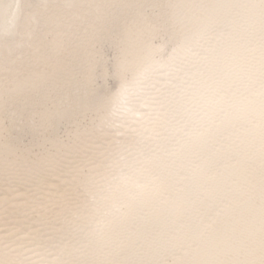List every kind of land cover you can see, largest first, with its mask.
I'll return each mask as SVG.
<instances>
[{"label": "bare ground", "instance_id": "1", "mask_svg": "<svg viewBox=\"0 0 264 264\" xmlns=\"http://www.w3.org/2000/svg\"><path fill=\"white\" fill-rule=\"evenodd\" d=\"M22 3L0 0V38L21 30ZM189 8L172 17V47L134 48L117 71L130 76L98 106L91 139L116 150L92 167L102 180L86 203L97 213L105 205L100 218L69 243L59 228L60 245L49 249L31 244L36 232L3 233L0 264H168L167 256L169 264H264V0ZM4 46L3 55L12 51ZM80 99L58 120L84 108ZM83 137L75 136L80 148L96 144Z\"/></svg>", "mask_w": 264, "mask_h": 264}, {"label": "rangeland", "instance_id": "2", "mask_svg": "<svg viewBox=\"0 0 264 264\" xmlns=\"http://www.w3.org/2000/svg\"><path fill=\"white\" fill-rule=\"evenodd\" d=\"M75 1L71 7V0H22L21 30L0 38V47L12 48L5 55L0 53V244L8 240L4 234L16 240L24 229L36 232L31 244L57 247L61 240L69 243L77 227L88 229L100 218L105 205H99L97 213L86 203L102 180L92 167L110 155L104 153L116 150L112 145L107 148L101 138L91 139L98 132V106L130 76V71L123 70L117 77V71L134 58V48L168 42V36L177 31L172 17L189 15L194 11L190 3L204 2ZM33 15L38 18L36 24ZM167 44L168 49L172 47ZM75 96L86 106L58 120ZM77 135L101 148L89 143L80 148ZM72 145L80 149L75 147L67 156L66 146ZM64 226L66 233L60 240L56 232ZM51 237L55 238L48 241ZM94 258L73 264H93ZM160 259L146 262L156 264ZM163 259L172 263L169 256Z\"/></svg>", "mask_w": 264, "mask_h": 264}]
</instances>
